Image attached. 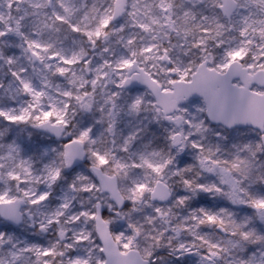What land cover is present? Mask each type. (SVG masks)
Wrapping results in <instances>:
<instances>
[{"label": "snow or ice", "instance_id": "1", "mask_svg": "<svg viewBox=\"0 0 264 264\" xmlns=\"http://www.w3.org/2000/svg\"><path fill=\"white\" fill-rule=\"evenodd\" d=\"M0 264H264V0H0Z\"/></svg>", "mask_w": 264, "mask_h": 264}]
</instances>
